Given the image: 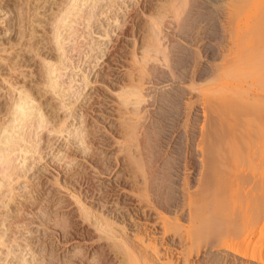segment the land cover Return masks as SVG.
<instances>
[{"label":"bare ground","instance_id":"obj_1","mask_svg":"<svg viewBox=\"0 0 264 264\" xmlns=\"http://www.w3.org/2000/svg\"><path fill=\"white\" fill-rule=\"evenodd\" d=\"M58 1V8H56L57 14L55 13L57 18L55 17L51 25L53 27V39H55L56 51L60 53L59 56H64V59L58 57L56 61H46L44 58L43 60L41 59L45 67V78H47L44 83L46 90L43 93H49L51 97L53 96L59 99V105L57 106H59L60 110L67 112L66 108L69 106L65 105L63 102L64 98L66 95L73 94L72 96H74L75 94L77 95V93L75 92L76 89L73 90V78H69L68 82L60 81L62 79V70H66L67 68V65L64 64L67 55L65 56L66 50L62 43L63 39L65 42V38L62 39V42L58 38L60 36L59 29L62 26H66L68 30L71 31L72 35L75 24H78V26L85 24V27H89L91 20L97 16V13L93 11L95 10L96 4L104 0ZM115 1L116 0H105L106 3L108 2V7L111 3L112 5L115 4ZM196 1L197 0H146L143 7L146 11L143 9L144 11L140 10V14L138 13L130 16L132 30L127 28L122 33L123 35L125 34V36L129 35L130 32L133 34V28L135 27V31L137 29L138 33L133 35L135 36L133 42L134 46L135 43H137L138 45L136 44V46L138 47L130 48L131 50H129V52L127 51L128 54H125L126 58H124V60H127H125L127 65H119V68L120 66L123 67L121 68V75L119 73V77H121L119 84H117L119 87V92H117L118 95L116 93L117 88L115 90L113 89L117 95L115 100L118 103L115 102L117 106L113 104L115 107L113 108L114 110L112 109V115L116 119L113 118L114 120L112 121L115 122L117 126L116 132L121 135L120 139H122V146L119 144L118 147L121 148V153L123 152L124 155V158L121 159V168L124 169L123 172H125L124 174L126 176L123 174V178L126 177V180L129 182L128 184L133 187L129 190L130 192L127 193L131 196V200L136 202L135 205L142 208L143 213V217H141V215H139L140 217L135 215L127 219L124 216V218L127 219L126 226L133 228L136 226V223H138L137 231L140 229L145 231L143 233H147L148 236L151 235L155 239L158 238L159 241L167 242L166 245H164L165 243L163 245L165 247L170 246L168 250L171 249L173 252L175 251L177 255L174 256H177V259L175 260L176 262L173 261L175 263L179 261L178 264H215L214 262L217 259L227 261L229 264H264V47L259 44L261 43L259 39L264 37L262 36L264 33L260 30V28L264 29V0H231L230 3L228 2V7H226L227 15L224 17V25L226 27L223 26V37L220 36L225 40L222 41L226 42L224 44L225 48L223 47L224 49L219 58V64L217 63L215 67L213 66L212 68L214 72L212 73L211 71V79L209 78V82L206 85H201L197 82V85L191 86V84L188 85V83H185L186 79L182 85L177 82L174 84V80L172 79L174 76H171V73H168L169 71L167 72L165 69L161 68V66L164 67L165 64L164 66H159V63H157L159 59L155 61L156 63L153 60H156V55L159 57L158 54H161V56L163 55L167 59V46H165L166 43L164 44L163 42L167 41L170 36H172V21L175 20L174 24L176 22L179 30L181 29L180 27L185 26L187 21L191 18L190 13L192 12L191 10H193L192 8L197 6ZM146 12H148L145 15L146 17L144 16L146 19L141 22L138 21V17L141 14L144 15ZM142 15L140 17L141 19L143 17ZM261 32L263 34H261ZM77 33L78 32L75 34ZM69 38L71 37L67 39L69 40ZM71 40L72 39H70V41ZM254 41L256 42L254 43ZM118 48V44L114 45L112 48L114 52H111V55L116 53L115 51H117ZM162 63L163 62H161V64ZM166 67L168 66L166 65ZM11 68L13 69V67ZM10 71L14 72L11 69ZM164 73L165 75L163 76L162 74ZM9 75H11V73ZM14 75L16 74L14 73ZM167 75L171 76L172 79L171 84L167 87L168 89H165V84L163 85L164 87H157L162 77L165 78ZM159 77H161V79L157 82ZM8 78H10L11 82ZM8 78H4L7 80L3 82H7V87L5 89L6 92L8 90V95H5L8 96V103L5 115L0 118V207L2 209L8 207L6 202L13 203L15 194L13 195L14 188L11 185L12 181L16 183L17 179L24 176L26 171L30 169L32 163L42 160L43 150L42 147L39 146V142L42 140L47 141L45 139L46 133L48 137L53 134L56 140L61 137L64 139L68 137V139L66 138L68 142L76 141L83 150H88V148L91 149V146L88 147V143L90 142L87 140V132L85 133L87 130L73 128V131H69V133L63 137V133L68 132L69 129L65 119L60 121L54 120L56 117L53 115L54 112L51 111L50 114L45 113L43 104L40 103L38 96L34 95L31 88H28L26 84H17L16 80V83H13L14 81L12 82V77L10 76ZM4 79L1 80L4 81ZM14 79L15 78H13V80ZM165 79H167V77ZM45 86L43 88H45ZM113 90L111 91L112 93L114 92ZM113 96L115 95L113 94ZM113 101L114 99L111 103H113ZM81 108L83 109V107ZM109 108H112V105ZM171 108L173 110L176 109L174 119L168 122L171 123V128L173 130L172 134L174 132L177 133L175 136L176 138L174 137L173 140H175L176 143L179 139L180 142L181 139H185L187 146L191 147L193 153L191 170H193V172L189 176L191 185H188V183L185 185V181H181V183H184L181 184L177 183L178 181L175 180L176 178L170 180L173 174L167 176V170H164L166 173L164 179L171 176L169 180L176 184L172 187L174 189V191L172 190L174 192L173 195H175L173 200L171 197V202L165 203L163 200L169 197L164 196L163 190L166 189L164 192L167 191V187L169 186L165 187L164 185V188L162 182L165 181L164 183L167 184L169 180L167 178V182L166 180L161 181L165 173L159 176L161 168L166 163V157L164 158V162L161 157L163 156V152H161V147L164 143L163 138L169 136L168 138L170 139L171 137L170 142L167 143L173 148L176 144L172 145L174 142L172 140L173 135H168L167 131L165 132V135H167H162V137H164H161L157 142L156 140H154V143L147 142L150 145L145 142L147 140H153L154 135L161 132V130L158 132V128L161 127L160 124L164 122L165 119H169L167 113ZM68 109L70 110L71 108ZM71 110L72 112L74 111L73 109ZM87 113L82 114L87 115ZM69 115L72 117V114ZM84 117L85 116H83V118ZM40 133L43 134L40 136ZM146 137L147 139L144 141ZM52 139L54 138H51V140ZM69 139L72 140L69 141ZM164 139L166 140V138ZM51 140L48 139L47 143H52L53 141ZM53 144L49 145L47 148L51 147ZM143 144H147L149 147L147 148V145L144 147ZM71 145L69 150L67 149L68 151H64H67L63 156L64 161L68 160L64 166H69V164L73 162L71 156L77 151V149L72 148ZM170 146L169 149L171 148ZM51 148H49V150ZM141 148L142 150L145 149L144 151L146 152L150 149L148 152L150 155L147 157L148 159L143 157L146 152L143 151V153ZM166 148H168V144ZM74 149L76 151H74ZM83 153L84 151L80 154L82 155ZM45 154L46 153H44V155ZM35 155H38L37 158H35ZM146 156H148V154ZM32 158L34 160L31 163L23 165L25 172L19 175L20 167L18 168V165L25 164L27 159ZM83 160H86V158ZM91 164L92 163L89 165ZM161 164H163V166ZM94 166L95 165L92 167L93 169L96 167ZM185 168L189 171L187 167ZM71 171L73 170L71 169ZM47 172L51 174V171ZM56 174L58 177V171ZM51 175L53 176L52 178H46L50 185L52 187L59 185V178L57 179V177H54V173ZM173 177L171 179H173ZM82 179H84V177ZM85 179L89 181V177H85ZM186 182L188 181L186 180ZM66 183L68 184V181L65 182V184ZM65 184L64 186L63 183L60 184L61 186L59 185L60 187L58 186L56 189L50 187L49 189L46 188V192L43 191L45 192L42 195V197L44 196L43 200L37 202L35 204L36 207L33 208V210H36H34V212H36L37 216L40 218L42 216L44 218V216L47 215L46 208L48 209V206L51 204L50 201L53 197H51V195H53L52 192H54V190H59L61 187L64 189L66 187ZM178 185L180 187H178ZM69 186H71V184ZM79 186L81 185H78V187ZM69 189H71V187ZM66 190H64L65 192L62 190L63 193H61V189L59 190L63 197L61 198L63 199V203L60 201L63 205L61 209H64L65 206L67 207L66 209L69 207L67 214L69 218L73 219L76 217L77 220L81 221H79L80 223H87L89 225V229L91 228L95 235V242L93 243H97L99 245L98 247L103 245L102 248L112 256L111 262L113 261V264H174L172 261H169V258L162 254V250H160L162 253L157 250L159 249L158 246L155 245L157 243L153 244L154 241H156L155 239L153 242H150L152 241L150 236V238H147L150 239L149 241L144 239L146 235L142 237L137 236L136 233L137 237L133 235L134 233H129L128 235V230L126 231L125 229L127 227L124 224L121 230L114 227L115 223L117 224L114 218L116 216L120 218L119 214H113L115 217L113 218L114 221H112V218L109 219L101 212H97L94 208L95 206L87 205L89 201L86 200V204L85 202H80L82 200H79V196H77L79 199H74L73 197L76 193L74 194L71 192L74 194L72 196L70 195L71 193L69 194L67 192L68 190ZM59 191L56 192L58 193ZM89 191H85V198L88 199L90 197L93 199V195L91 193L92 196L88 194ZM66 193L73 197L72 200H75L76 206L74 202L70 201L71 198L68 195L65 196ZM96 195H98V192ZM22 203L21 205L18 203L19 206H17V210L15 209L18 213L22 214V217L20 216L21 219H17V223L15 221L12 223L9 222V228H5V231L8 230L11 235H7L5 231L0 229V247H5L8 242H11V238H13V242L15 241V237H12L15 235L13 230L11 232L9 230L10 227L11 229L13 227L11 225H14V222L16 225L18 223L20 224L21 220L25 219L24 213L27 215L31 211L29 206L32 205V203L29 202L30 205L28 207V204L25 205V202L24 204ZM55 205H53V207ZM113 212L115 213V211ZM148 216L150 217L149 219H147ZM6 217L7 214L5 215L3 212H0V226L6 225L3 224L5 220H7ZM62 219L64 218L62 217ZM118 231H120V233H118ZM92 244H90L91 247L93 246ZM163 245L161 247H163ZM8 246L9 245H7L6 249L11 248ZM6 251H8V249ZM10 251L11 250L8 252L12 254ZM77 252L80 253V250ZM76 255L78 257V254ZM106 256L108 257V255ZM166 256L169 257L168 254ZM4 257L6 258V256ZM170 257L173 258L171 255ZM20 260L23 264H32L33 261H30L31 263L29 261L27 262V259L25 260L23 257H21ZM37 262L38 261H36V263ZM0 263L2 264V262ZM39 264L43 263L41 262Z\"/></svg>","mask_w":264,"mask_h":264},{"label":"rangeland","instance_id":"obj_2","mask_svg":"<svg viewBox=\"0 0 264 264\" xmlns=\"http://www.w3.org/2000/svg\"><path fill=\"white\" fill-rule=\"evenodd\" d=\"M230 1L231 0L229 1L228 0H197L196 1L197 6L196 7L194 6L195 8L194 7L192 8L193 9L191 10L192 12L190 11L191 12L190 20L187 21L185 26L180 27L181 29L185 27L183 28L184 30L182 29V31L181 29L180 30L178 29L176 22L174 24L175 20L172 21L171 19H169L172 21L171 23L172 26L176 25L175 27H172L170 25L172 28V31H171L172 36H170V38L167 41L163 42L164 44L166 43L165 45L167 46L166 53L169 58L166 56V53H165V56L167 57V59L162 55L163 58H165L166 60L162 58L161 54H158L159 57H157L156 55V60H153V61L155 62V61H158L157 59H159V61L157 62L159 63L158 64L159 66L161 65L164 66L165 64V66L164 67L161 66V68L165 69V71L167 72L169 71L168 73L169 74L171 73L170 75L174 76V78H172L174 80V84H176L177 82V83H180V85H182V83L184 84V82L186 81L185 83H188V85L191 84V86L193 85L195 86L198 84L197 82H199V84L201 85H206L209 82V78L211 79L212 77V74H211L212 68L213 66L215 67L217 63L219 64V61H220L219 58L222 55L221 53L223 52V49L225 48L224 44L226 42H224L225 40L221 37H223V32H224L223 26H225L224 17H226L227 15L226 7H228V4L230 3ZM58 2H59L58 0H0V56H1L0 57V77H2L0 78V80L4 78H8L10 76L12 77L11 78L12 82L14 81L13 83H16L15 82L16 80L17 84L19 85L26 84L28 88H31V91L34 93V95L38 96L40 103L43 104L44 111L46 114H50V112L52 111L55 113V114L53 113V115L56 116L54 120L60 121L62 119H65L66 123L68 124L69 129H68V132L63 133V137L64 135L68 134L69 131L82 128L84 130H87L85 131V133L87 132L86 135L88 136L87 140L90 143L92 142L91 143L92 145L87 142L88 147L91 146V149L88 148L89 151L83 150L81 146L77 144L76 141L68 142L67 141L68 137H66L67 139L66 138L64 139L61 137L58 140H56L53 134H51L52 136L49 135L48 137L47 133H46V138H45L47 141L48 139L51 140V138H54L51 140L53 142L52 143L50 142L51 144L54 143L51 146L52 148L49 147L51 148L50 150L49 148H47L51 144L50 143L48 144L47 141L45 140H44L45 142L43 140L39 142V146L42 147V150H43L42 160L37 159L39 161H36V163H32L30 165V169L26 171L24 176L18 178L16 183L12 181L11 185L14 188L13 195L15 194L13 203L6 202L8 205L7 208L2 209L0 207L1 208L0 212H3L5 215L7 214V217H6L7 220H5V223H3V224H6L7 226L6 225L0 226V229L2 231H5L6 230L5 228L7 229L9 228L8 227L9 222L10 223H12L13 221L16 222L17 219L19 220L21 219L20 216L22 217V214L16 211L17 206H19V204L21 205V203L24 200H25L24 201L25 205L28 204L27 207L30 205V203H32V205H30L32 208L29 206V209L31 210L29 212L30 214L28 213L29 215L28 214L26 215L24 213L25 219H22L21 223L17 224L18 227L16 225L17 222L16 223L14 222L13 223L14 225H11L13 226L12 229L11 227L9 229L10 232L13 230V233L15 235L13 234L14 236L12 237H15L14 239L15 241L13 242V238H11L10 240L11 242H8L9 244L7 243L5 247H2V246L0 247V262H2V264H21L22 263V261L20 260L21 257H23L25 260L27 259L26 260L27 262L28 261L30 262L33 260L36 263V261H38L37 262L38 264L41 262L43 264H71V263L72 264H109V263L113 264V261L111 262L112 256L107 251H105L104 248H102L103 245L98 247L99 245L97 243H93L95 242V235L92 232L91 228L89 229V225L87 223H84V224L80 223L81 221L77 220L76 217L73 219L69 218L67 216L69 207L68 209H66L67 207L65 206L64 209H61L63 208V205H62L63 199H61L63 197L61 193H63V191L66 189L68 190L66 191L69 194L71 192H73L74 194L76 193L75 194L76 197L73 196L74 195L73 193L70 194L74 197V199L80 198L79 200H82L80 202H85V204L87 203V201H89L87 205H90V206L92 205L93 207L95 206L94 208L97 210V212L98 211L101 212L104 216H107L109 219L112 218L111 219L112 221H114L115 219V222H117V224L115 223L114 227H116L117 229L119 228L121 230V227L123 224L126 226V221L127 219H129L130 216L141 215V217H143L142 208L135 205L136 202L132 201L131 196L128 195V193L130 192L129 190H131L133 187L128 184L129 182L126 180L127 179L126 177L123 178V176L125 175L124 174L125 172H123L124 169L121 168L122 167L121 159L124 158V155H123V152L121 153V150H120L121 148L118 147L119 144L120 146H122V141H121L122 139H120L121 135L118 132H116L117 126L115 125V122L112 121L114 120L113 118H115L113 117L112 113L114 110L113 108L115 107L114 105H116L115 102L118 103L115 100V98L118 95L117 92H119L118 90L119 87L117 84H119V80L121 78L119 76L121 75L120 72H122L121 68L123 67V66H120L119 68V65H124V66L127 65L126 64L127 60L126 59H125L126 61L124 60V58H126L125 56L128 54L129 50H131L130 48L138 47L136 46L137 43H135V46H134V42H133V40L135 39L134 38L135 36L133 35H136L138 33L137 29L135 31V27L133 28V31H134L133 34L130 32L129 35L125 36V34L123 35L122 33L127 28H130L132 30L131 23H130V16L141 12L144 9L143 7L145 5L146 0H116L115 1L116 3L114 2L115 4L113 5L111 3L109 7L107 5L108 2L106 3L104 0V1H101V3L99 2L96 4L97 8L95 7L94 8L95 10L93 11L97 13V16L94 17L95 19L93 18L94 20L93 19L91 20L89 27H85V24L84 25L81 24L79 26L78 24H75L74 25L75 28L73 29L74 32L72 31L73 36L71 35V31L68 30V27L62 26L63 29L62 27L59 29L60 36L58 38L61 40V42H62V39L65 38V42L63 39L62 43L64 45L63 47H65L64 49L66 50L65 56L67 55L66 61L64 60L65 61L64 64L67 65V68L66 70L65 69L62 70L63 71V73L61 72L62 79L60 81L68 82L69 78H73L74 79V82L72 83V85L74 84L73 90L76 89L75 92L77 93V95L75 94L74 96H72L73 94L66 95L63 102L65 103V105L69 106V107L67 106L68 108L73 109L75 112L74 111L72 112L71 109L70 111L68 108H66L67 112L64 110H60L59 106H57L59 105V99L53 96L51 97V94L49 93H46V94L43 93L46 90V86L44 83L46 82L45 79H47L45 78L46 76L45 71H44L45 67L42 62L43 58L46 59V61L47 60L56 61L58 60L57 57L58 58L64 57L62 55L59 56L60 53L56 51V46L54 42L55 39H53L54 38L53 36L54 33L52 30L53 27L51 25L53 21L55 20V17L57 16L56 8H58V5H57ZM144 10L146 11V9ZM147 13L148 12H146L144 15L142 14L141 15L144 17ZM141 15L138 17V21L140 22L146 19L145 18L146 16H145L144 18L142 17L143 19L142 20L140 18ZM260 30H262V32L264 33V29L260 28ZM75 31L78 33L75 34L76 33ZM262 32L261 34H263ZM67 34L70 36H68ZM67 36L71 38H69L68 40ZM262 36H264V34ZM263 38L261 37L259 39L261 40V43H262V44L261 43L259 44L264 47ZM70 39L72 40L70 41ZM255 42L256 41H254V43ZM113 44L114 45L118 44L119 48L117 49V51H115L116 53H113V55H111V52H114L112 50L114 46ZM221 44L224 46H222ZM68 58L70 59V61ZM160 61L163 63L161 64ZM166 65L168 67H166ZM10 66L13 67V69L15 70H13ZM10 69L14 72H11ZM213 72L214 71H212V73ZM10 73L12 76L9 75ZM14 73L16 75H14ZM162 75L164 76L165 73ZM171 76L167 75L166 76L167 79H165L166 77L164 78L161 76L162 79L161 77H159L157 79V82L160 79L161 80L158 82L159 86L157 87H160V86L162 87L165 84L164 85L166 87L165 89H168L167 87H169V85L172 82ZM13 78L15 79L13 80ZM8 79L11 82L10 78ZM84 79H86L87 81ZM6 80L7 79H4V81L3 80L0 81V116H1L0 118H2L3 115H5L7 103H8V100H7L8 96H6L8 95V90L6 92V89H5L7 87L6 85L7 82L3 83ZM44 86L45 88H43ZM113 89L114 90L116 89L117 95L115 94V91ZM112 90L114 91L113 93L111 92ZM113 94L115 96H113ZM39 95L41 96V98ZM113 99L114 101L113 103H111ZM72 105H73V108H72ZM111 105H112V108H109L111 107ZM56 107L58 108V110ZM81 107H83V109ZM171 110H169L167 113L169 119H165L164 122L161 123L163 126L161 124H160L161 127L158 126L159 127L158 132H160L161 130V132L163 131L164 134L163 132L162 133L160 132L161 134L156 133V135H154L153 137L154 139L151 140L152 142L149 140L146 141L147 139L146 137L144 140L146 141L145 143L147 142L154 143L155 142L154 140H156L157 142L158 140H160L162 135L166 136L167 134L168 135L172 134L173 130L171 128V123H168V122H171L170 120L174 119L176 109L173 110L171 108ZM82 113H87V115L82 114ZM69 114H72V117ZM81 114L85 116L84 117L85 120ZM166 131L168 133L165 135ZM41 134L43 133H40V136ZM172 135H173L172 136V140H173L174 137L177 135V133L174 132ZM168 137L169 136L164 137L166 138V140L163 138L164 143L162 144V147H161L162 149L161 152H163L162 153L163 156H161L162 154L160 156L163 158V159L161 158L163 162H164V158L166 157L165 158L166 163L164 165L165 168L163 166L164 163L161 164L163 166V167L161 166L162 167L161 172L164 170L165 171L167 170L166 171L168 173L167 176L169 174L170 175L173 174L172 177L176 175L173 177V179H171L172 178L171 176L167 177L168 180L170 177H171L170 180H174L176 178L175 180L178 181L177 183H181V181L183 182L185 181L184 182L186 183L185 185H187V183L188 185H191L190 179H189V176L193 172V170H191L192 169L191 165L193 163L192 161L193 153L191 151V147L187 146V142L185 141V139H181V142L179 141L180 140L179 139L177 140L176 143H175V140H173L174 142L171 140L173 142L172 145L176 144L173 148L169 145V143H167V142H170V139H171V137L170 139ZM70 140L72 139H69V141ZM183 141L185 142L186 145L184 144ZM167 144H168V148H166ZM70 145L72 146V148L77 149V151L74 149V151L76 152H74L73 155L71 156V158L73 159V162L69 164V166L71 167L73 171H71L68 165L64 166V164L68 160L64 161V158H63V156L69 150ZM143 145L144 147L146 146L145 144ZM169 146L171 147L170 149H169ZM146 147L148 148L149 146L147 145ZM65 150L67 151L64 152ZM144 150H142V152ZM81 151L82 152L84 151L82 155L80 154L82 153ZM149 151L150 149L148 150V152ZM148 152H146L145 155L143 154L144 158L145 157L147 158L150 156ZM44 153L46 154L44 155ZM85 153L86 154L88 153V154L86 155ZM147 154L148 156H146ZM37 156L38 155H35V158H37ZM85 158L86 160H83ZM33 160H34L33 158L27 159L25 164L18 165V168L20 167L19 175H22L23 172H25L23 165L31 163ZM89 162L96 166V167L94 166L95 169L92 168L93 167L92 164H91L92 166L89 165L90 164ZM45 164H46V167H45ZM47 164H48V167H47ZM83 166L84 167L86 166V167L84 168ZM185 167L187 168L191 167V168H188L189 169L188 171L186 170ZM47 171H51V174L54 173L55 175L54 177H57L56 172L58 171L59 175L57 179L59 178L58 180H60L58 181V184L60 185L63 183V186H64L65 182L68 181V184L69 185L71 184V186H69L66 183L65 186L67 188L66 187L64 189L62 187L59 188V190L61 189V193L59 190H54V192H52L53 195H51V197L52 196L53 197L51 198V201L49 200L52 206L50 204L48 206V209L46 208L47 215H45L44 218L42 216L40 218L39 216L36 215V212H34L35 209L33 210V208L36 207L35 204L37 202H39L40 200H43L44 196L42 197V195L47 191L46 188L49 189L50 187H52L47 179L52 178L53 176L49 174L50 172L48 173ZM165 171L162 173L160 172L159 176L163 175ZM165 175L166 173L161 178L162 179L161 181L167 179V178L164 179ZM83 177L84 179H82ZM85 177L87 178L89 177V181L88 179H85ZM70 178H72L73 180ZM80 180H81V183H80ZM170 180L168 181L169 183L166 180L167 184L169 185L165 184L164 183L165 181L162 182L163 187L165 185V187L169 186L171 188L170 189L169 187H167L168 189L165 192L164 190L166 189L163 190V193L165 194L164 196L166 197L168 196L170 198L169 199L165 197L166 199L164 198L165 200H163L165 203L171 202V197L173 200V197L175 196L173 195L174 189L172 187H174V185L176 184H174V182ZM186 180L188 182H186ZM89 182L90 183L92 182L90 186H89L90 184ZM59 185H56L53 187L56 189L58 188ZM78 185H81L79 186L80 188L78 187ZM39 186L41 187V189ZM53 187L52 189H54ZM68 187L69 188L71 187V189H69ZM178 187L180 186L178 185ZM72 189L73 190L76 189V190L73 191ZM83 190L85 191L90 190L88 194L91 193L93 196L91 194L90 195L92 196V198L93 197L94 198L91 199L89 197L88 199H86L85 198L86 194H85V191ZM56 191H59V192L57 193ZM97 192H98V195H96ZM68 193H66L65 196H67ZM70 195H68L71 198L70 201L74 202L75 200H72L73 197H71ZM77 196H79V198H77ZM24 202L22 204H24ZM56 203L58 204V206ZM53 205L55 206L53 207ZM74 205L76 206L75 202H74ZM113 211H115V213ZM31 213H33L34 215ZM113 214L115 215L119 214L120 218H118V216L115 217V215ZM124 216L127 219H125ZM62 217L64 219H62ZM149 218L150 217L148 216L147 219ZM137 225L138 223H136V226H134L133 228L126 226L127 228L125 229L126 231L128 230L127 231L128 235L129 233L130 234L134 233L133 235L135 236L137 234V236L139 237L146 235L144 239L149 240V241L151 239L152 241L150 242H153L155 238L149 235L151 237L150 238L147 235V233L146 234L143 233L145 231H142L140 229L139 231H137L138 230ZM5 233L7 235H11L8 230L5 231ZM118 233H120V231H118ZM147 238H150V239H147ZM155 240L156 241H154L153 244L157 243L155 244L159 248L157 250L160 253L163 252L162 254H164L165 257L169 258L170 262L172 261V263L178 264L179 261L175 263L176 262L175 260L177 259L176 258L177 256L176 257L174 256V255H177L175 251L173 252V250L171 249L168 250L170 246H166V247L164 246L167 244V242L165 241L162 242L161 240L159 241L158 238H156ZM90 244H92L93 246L91 247ZM7 245H9L8 247H11L7 249L8 251L11 250L10 252H12V254L6 251ZM162 245L164 249L163 247H161ZM79 250H80V253L77 252ZM160 250H162V252ZM75 253L78 254V257ZM167 254L169 255V257L166 256ZM106 255H108V257ZM170 255L173 256V258L174 257L175 258L174 259L171 258ZM4 256H6V258ZM217 260L214 262L215 264H229V262L224 261L222 259H217ZM33 261H32V264H35Z\"/></svg>","mask_w":264,"mask_h":264}]
</instances>
